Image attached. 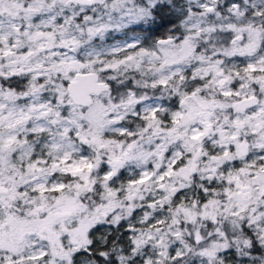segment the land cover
Masks as SVG:
<instances>
[{
	"label": "snow or ice",
	"instance_id": "snow-or-ice-1",
	"mask_svg": "<svg viewBox=\"0 0 264 264\" xmlns=\"http://www.w3.org/2000/svg\"><path fill=\"white\" fill-rule=\"evenodd\" d=\"M0 264H264V0H0Z\"/></svg>",
	"mask_w": 264,
	"mask_h": 264
}]
</instances>
